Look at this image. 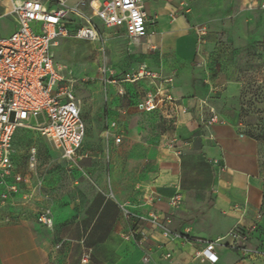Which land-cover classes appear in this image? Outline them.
I'll return each mask as SVG.
<instances>
[{
    "label": "crops",
    "instance_id": "obj_1",
    "mask_svg": "<svg viewBox=\"0 0 264 264\" xmlns=\"http://www.w3.org/2000/svg\"><path fill=\"white\" fill-rule=\"evenodd\" d=\"M16 1L21 0H0L1 38L17 29L8 12ZM140 3L148 15V35L137 40H129L125 35L129 42L125 61L114 62L115 67L102 61L98 72L105 63L118 74L141 64L155 73L156 78H145L149 85L146 92L161 86L173 102L147 112L139 107L143 96L134 108L172 121L173 130L163 137L173 136L174 141L154 148L144 142L147 134L124 136L115 120L106 119L104 130L108 129L110 134L103 136L108 159L113 162L111 195L100 197L98 191L84 183L81 190L85 196L81 200L87 209L75 210L74 204L63 208L49 194L47 181L38 186L35 174L28 175V180L19 184L17 193L6 200L0 198V264H84L81 254L87 249L90 257L85 264H210L195 256L200 244L164 238L150 222L127 216L125 210L167 219L173 232L187 231L204 239L224 237L234 228L253 226L264 196L263 144L243 133L245 127L238 120L235 105L227 100L210 99L208 90L200 85L204 47L193 31L201 16L198 6L192 5L191 17L187 19L179 12V0H140ZM111 30L124 33L123 29ZM121 83L106 87L110 93L123 94ZM77 100L81 111V101ZM183 108L187 109L185 113L181 112ZM211 111L222 122L207 124ZM115 136L121 137L119 143L114 141ZM120 144L122 147H116ZM81 150L88 153L87 158L101 155L97 150L84 148L83 142ZM13 166L15 172L21 173L14 163ZM73 169L81 175L82 168ZM118 170L123 185L117 181ZM132 173H139L140 177L134 185L129 181ZM97 174L94 178L99 184L101 177ZM3 190L0 186V194ZM177 193L181 201L173 207L169 200ZM43 209L51 212V227L37 221ZM135 230V238H125ZM213 250L217 256L214 264L262 262L256 255L245 256L227 245ZM145 253L150 255L148 262L142 259Z\"/></svg>",
    "mask_w": 264,
    "mask_h": 264
},
{
    "label": "rangeland",
    "instance_id": "obj_2",
    "mask_svg": "<svg viewBox=\"0 0 264 264\" xmlns=\"http://www.w3.org/2000/svg\"><path fill=\"white\" fill-rule=\"evenodd\" d=\"M192 5L198 6L196 8L201 14L194 24L206 28L201 42L204 48L200 85L208 90L210 99L227 100L235 105L238 120L245 127L243 133L261 140L263 144L261 160L264 165V0H179V12L187 19L191 17ZM96 28V40L69 35L60 38L56 46L51 47V53L81 101L85 123L83 146L91 151L97 150L101 155L82 161L79 164L81 175H78L62 159L52 139L35 126L44 123L41 113L31 119L32 124L16 127L11 137L12 160L16 168L30 177L35 174L38 186L47 181L49 194L60 202V206L68 208L74 204L75 210L88 207L81 200L85 196L81 190L84 183L94 192L98 191L100 197L111 195L109 184L113 162L108 159L103 136L106 119L115 120L124 136L129 133L147 134L144 142L154 148L174 141L173 136L163 137L173 130L172 121L157 113L137 112L134 108L136 101L145 95L148 80L122 82L125 92L116 95L100 83L98 66L102 61L113 67L114 62L123 63L129 42L122 31L105 28L99 23ZM218 119L222 122L219 116ZM116 147H122V144ZM32 149L36 150V162L30 171ZM86 166L90 168L88 171L84 169ZM96 172L101 177L99 184L94 178ZM115 175L123 185L125 182L122 176L119 177V170ZM139 179V173H132L129 177L132 185ZM79 200L81 202L78 203ZM23 205L27 206L26 203ZM9 214H13L12 211ZM240 230L246 236L245 246L255 251L253 255L260 257L261 264H264V196L253 226ZM226 243L223 242L222 246H229Z\"/></svg>",
    "mask_w": 264,
    "mask_h": 264
},
{
    "label": "built area",
    "instance_id": "obj_3",
    "mask_svg": "<svg viewBox=\"0 0 264 264\" xmlns=\"http://www.w3.org/2000/svg\"><path fill=\"white\" fill-rule=\"evenodd\" d=\"M8 12L14 17L17 29L8 37H0V194L6 200L10 194L18 192L20 183L28 180L27 175L14 171L12 162L11 137L13 130L24 124H32L31 119L38 113L44 117V123L35 125L52 139L61 157L72 168H79L88 153L81 150L85 135V124L81 117L79 101L73 91V85L62 67L57 64L51 53V47L60 38L75 35L86 40L98 38L96 24L108 29H123L129 40H137L148 35V15L140 0H21L12 3ZM198 42L206 34L203 25L193 26ZM143 78H156L145 64L136 69L116 73L105 63L99 67V80L102 85L120 82H135ZM166 81H171L168 79ZM173 99L161 86L145 93L139 104L143 111H154ZM187 109H181L185 113ZM218 116L211 111L207 123L218 122ZM115 126V123H111ZM109 130L104 136H109ZM114 141L119 143L120 136ZM177 153H180L179 151ZM36 162V150L29 155V170ZM181 201L179 193L170 198L169 203L177 207ZM125 210V209H124ZM127 216L139 221H148L158 229L164 238L178 239L183 243H198L201 249L195 256L207 260L210 264L217 261L214 248L227 242L245 256L255 253L245 246L246 236L238 228L232 229L226 236L216 239L193 237L187 233L173 232L167 219L155 215L148 217L132 214ZM37 221L47 227L53 225L51 212L43 209L37 215ZM137 230L130 231L125 238H135ZM137 242L140 244L142 238ZM90 251L81 254V262L87 263ZM149 253L143 255V261H149Z\"/></svg>",
    "mask_w": 264,
    "mask_h": 264
},
{
    "label": "bare ground",
    "instance_id": "obj_4",
    "mask_svg": "<svg viewBox=\"0 0 264 264\" xmlns=\"http://www.w3.org/2000/svg\"><path fill=\"white\" fill-rule=\"evenodd\" d=\"M57 43H58V42H57ZM57 43H55L54 46H56Z\"/></svg>",
    "mask_w": 264,
    "mask_h": 264
}]
</instances>
